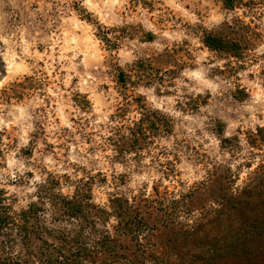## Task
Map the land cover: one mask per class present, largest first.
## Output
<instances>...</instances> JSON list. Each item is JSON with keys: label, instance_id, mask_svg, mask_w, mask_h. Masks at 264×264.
<instances>
[{"label": "rangeland", "instance_id": "1", "mask_svg": "<svg viewBox=\"0 0 264 264\" xmlns=\"http://www.w3.org/2000/svg\"><path fill=\"white\" fill-rule=\"evenodd\" d=\"M75 2L0 0L3 209L119 227L135 264H248L233 251L264 235V0ZM136 213L148 230L120 225ZM8 252L27 254L16 227Z\"/></svg>", "mask_w": 264, "mask_h": 264}, {"label": "trees", "instance_id": "2", "mask_svg": "<svg viewBox=\"0 0 264 264\" xmlns=\"http://www.w3.org/2000/svg\"><path fill=\"white\" fill-rule=\"evenodd\" d=\"M226 1L231 2V0ZM75 4L77 8H80L78 0ZM103 38L106 43L111 42L105 32H103ZM121 80V83L123 84L124 74L122 73ZM65 205L68 206V213H66V215L71 220L78 222L85 218L84 222L89 221L86 220V215L87 208H90V205L75 202L74 199L65 202L64 206ZM216 206L219 208L222 207L221 205ZM244 206H248V204ZM3 208L2 203H0V210L4 211L3 216L0 217V232L3 233L9 228L16 227L18 236L21 238V245L27 253L19 255L21 257H18V260H15L13 258L14 254L8 252L6 264H97L92 261L94 258H100V264H135L134 260L136 259V256L134 252H130L131 246H124L121 243L122 240L120 237L126 236V234L124 231H121L119 227L118 230L115 231L114 236L108 230L98 233V231H94L96 230L97 222L91 219L90 227L77 223V225L74 227L72 226V228L61 227L55 229L53 227H48V225H46V220L40 218V214L43 212L41 207L32 206L27 211L22 212L17 220L11 215V213L5 211L6 208ZM127 209L132 210L131 207H128ZM227 209L232 212L235 211L236 208L232 206L230 209L227 207ZM210 213L219 216L222 214V210L215 207L211 209ZM136 215V217L129 216V219L126 222L122 221L120 225L126 227V229L133 227V231L136 230L135 232L138 233L148 230V224L144 222V218L138 217L137 213ZM119 217L120 216L118 215V218ZM9 236L12 235L6 234L8 239L7 243L14 242V237L10 238ZM244 236L246 242L241 244V242L237 243L236 241V243L238 245L241 244V246L244 245L245 247H243L242 250L233 251V258L238 260L242 254L248 255V264H253L254 262L257 263L256 260L260 258V251H254L251 248L253 246L251 243L257 241L259 237H264V235L261 236V232H257L254 229L250 233L246 232ZM44 237H48V239H45ZM94 237H98V240H94ZM49 238L57 240L58 245L52 243ZM234 240L237 239L233 238V241ZM34 241H38L39 244H35ZM133 241L137 243L138 240ZM140 243L141 242H139L138 246L135 248L140 247ZM236 243H234L233 248H236ZM1 244L4 245L2 242ZM262 244H264V241ZM119 250H122L123 253ZM217 252L219 251L217 250ZM125 253H131L132 257ZM107 258L108 261H106Z\"/></svg>", "mask_w": 264, "mask_h": 264}]
</instances>
